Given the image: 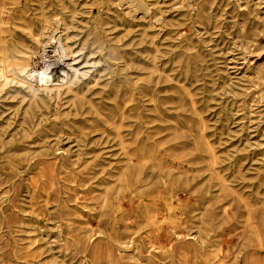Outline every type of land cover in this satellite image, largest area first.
Wrapping results in <instances>:
<instances>
[{
	"label": "rangeland",
	"instance_id": "rangeland-1",
	"mask_svg": "<svg viewBox=\"0 0 264 264\" xmlns=\"http://www.w3.org/2000/svg\"><path fill=\"white\" fill-rule=\"evenodd\" d=\"M1 7L34 53L1 106L0 264H181L180 243L196 264H264V0Z\"/></svg>",
	"mask_w": 264,
	"mask_h": 264
},
{
	"label": "bare ground",
	"instance_id": "bare-ground-1",
	"mask_svg": "<svg viewBox=\"0 0 264 264\" xmlns=\"http://www.w3.org/2000/svg\"><path fill=\"white\" fill-rule=\"evenodd\" d=\"M134 1V0H133ZM136 3V2H135ZM139 3V2H138ZM132 5V4H131ZM140 6V5H139ZM5 7V6H4ZM11 7V6H10ZM120 7V6H119ZM132 7V6H131ZM122 8V7H121ZM104 9V8H103ZM130 9V8H129ZM139 9L136 7V10ZM143 9V8H142ZM9 11V10H8ZM10 12V11H9ZM94 12V11H93ZM130 12V11H129ZM138 12V11H137ZM4 8L1 7L0 8V22H2L4 24L5 20L7 21V19H4L2 17H4ZM19 13V12H18ZM136 13V12H134ZM7 14V13H6ZM17 14V13H16ZM26 15V14H25ZM13 16V15H12ZM7 18V17H6ZM19 18V17H18ZM27 20V19H26ZM29 20V19H28ZM27 20V21H28ZM57 20V19H56ZM29 22V21H28ZM161 23V22H160ZM49 26V25H48ZM68 27V26H67ZM5 27H3L2 24H0V125H2L1 123H4L7 121V119L5 120V117L3 116V113L5 111H2V107L1 106H7L8 103L7 101L9 100V96H10V93H11V90L10 88H17L19 86H23L22 84V77H24V74L28 72L29 70V67H31V55L34 53V50H32V48L29 47V45H25L24 43L23 44H20V43H15V42H10L8 39L5 38V34L8 32V30H5L4 29ZM27 29V28H26ZM27 31V30H26ZM56 34V33H55ZM40 32H37L36 31H29L28 33V37L31 39V41L33 42V44H38L40 42ZM64 38V37H62ZM66 38V37H65ZM68 38V37H67ZM59 39V38H58ZM61 39V38H60ZM53 46V45H51ZM66 47V46H65ZM37 51V50H36ZM69 55V54H68ZM49 56V55H48ZM47 56V57H48ZM35 57V56H34ZM36 58V57H35ZM52 58V56H51ZM79 58V57H78ZM81 58V57H80ZM84 59V57H83ZM78 60V59H77ZM33 61V60H32ZM31 62V63H30ZM35 62V61H34ZM65 62V61H64ZM70 63V62H69ZM38 64V63H37ZM67 64V63H66ZM36 65V64H35ZM65 65V64H64ZM40 67V64L39 65H36L35 68H39ZM33 71V70H32ZM63 71V70H62ZM65 71V70H64ZM77 71V70H76ZM82 72V71H81ZM37 74V73H36ZM40 74V79L41 81H45L47 78V74L42 71ZM38 75V74H37ZM63 80V79H62ZM26 81V80H25ZM26 84V83H25ZM30 84V83H29ZM43 84V83H42ZM45 84V82H44ZM43 84V85H44ZM86 84V82H85ZM91 84V83H90ZM13 85H15L13 87ZM27 85V84H26ZM37 85V84H36ZM81 86V85H80ZM37 87V86H36ZM51 87V86H50ZM45 88V87H44ZM48 88V87H47ZM54 88V87H53ZM69 88V87H68ZM80 88V87H79ZM27 90V89H26ZM15 91V90H14ZM13 91V92H14ZM21 91V90H20ZM23 91V90H22ZM50 91V90H49ZM53 91V90H52ZM80 91V90H79ZM101 92L103 90H100ZM99 91V92H100ZM37 92V91H36ZM35 92V93H36ZM44 92V91H43ZM84 92V91H83ZM21 93V92H20ZM46 93V92H45ZM55 93V92H54ZM12 94V93H11ZM63 94V92H62ZM78 94V93H77ZM76 94V98H78V95ZM22 95V94H21ZM48 95V94H47ZM81 95V94H80ZM13 96V95H11ZM17 96V95H16ZM20 96V95H19ZM27 96V95H26ZM41 98V96H38ZM45 97V96H44ZM15 98V97H14ZM70 98V97H69ZM73 98V97H72ZM53 99V98H52ZM18 100V98H17ZM22 102H24L26 100V97L25 96H22V98L19 99ZM71 100V98H70ZM127 100V99H126ZM42 101V100H41ZM89 100H86L85 98H80L78 99V101L76 102V109L77 111H80V112H83L85 111V109H88L87 108V105L89 104L88 102ZM39 102V101H38ZM47 102V103H46ZM92 102V101H91ZM34 103V102H33ZM42 103V102H41ZM43 103H46V105H48V98L47 100H43ZM127 103V102H126ZM39 104V103H38ZM37 104V105H38ZM128 104V103H127ZM122 107V105H119ZM126 106V105H125ZM91 108L90 110L88 111H91L93 109H95L94 107H89ZM123 108V107H122ZM195 108V107H194ZM22 114L24 115L22 118H20V121H19V124L23 126V124H26L27 123V118L25 117L26 113L30 112L31 110L34 112L35 111V107L30 103H26L23 107H22ZM181 109V108H179ZM79 112V113H80ZM191 112V110H190ZM36 113V112H35ZM89 113V112H88ZM87 113V114H88ZM194 113V112H193ZM78 114V113H77ZM197 114V113H196ZM194 113V115H196ZM9 116V115H8ZM7 118V117H6ZM106 118V117H105ZM9 119L10 117H8V122L9 123ZM4 120V121H3ZM3 121V122H2ZM104 122V121H103ZM106 123V122H105ZM109 124H111V122L108 121ZM120 127V126H119ZM3 128H7L6 126H1V129H0V133H6ZM8 129V128H7ZM28 130V129H27ZM138 132V131H137ZM27 133V132H26ZM123 135V134H122ZM154 135V134H153ZM149 137V136H148ZM147 137V138H148ZM36 138V137H35ZM145 138V137H144ZM0 139L1 141H12L13 139L12 138H9V137H5L3 134L0 135ZM123 139V138H122ZM145 140V139H144ZM148 140V139H147ZM158 142V141H156ZM161 142V141H160ZM155 145V144H154ZM161 145V143H160ZM163 145V144H162ZM155 148V147H154ZM172 149H170V152H171ZM174 151V150H173ZM214 151V149H213ZM212 151V153H213ZM34 152L36 153H39L40 151L39 150H33L32 153L34 154ZM169 152V153H170ZM131 155V154H130ZM147 160V159H146ZM150 160V159H149ZM182 160V159H181ZM137 163V162H136ZM195 164V163H194ZM54 168V167H53ZM104 168V167H103ZM168 168V167H167ZM174 168V167H173ZM17 169V168H15ZM179 169V168H178ZM209 170V169H208ZM118 171V170H117ZM180 171V170H179ZM203 171V170H202ZM218 171V170H217ZM183 172V171H182ZM199 172V171H198ZM42 173V171H41ZM55 175V172L53 173ZM222 174V173H221ZM42 175V174H41ZM243 175V174H242ZM224 176V175H223ZM261 176V175H260ZM19 177V176H18ZM226 178V177H224ZM229 187V186H228ZM32 188L34 190V192H36L37 190H40L41 188L46 190V195H44L45 197L43 198L45 201L46 204H48L51 200V195L49 192V190L45 189L44 187H41V185L39 184L38 180H35L34 179V184L32 185ZM109 188V187H108ZM4 192V189H3V186H2V183L0 182V196L3 194ZM136 192V191H135ZM139 192V191H137ZM136 192V193H137ZM135 194V193H134ZM43 197V196H41ZM149 198V197H148ZM243 198V197H242ZM126 200V199H125ZM247 200V199H246ZM121 201V200H120ZM129 203V202H128ZM254 205V204H253ZM104 206V205H103ZM161 207V205H158ZM251 208V207H250ZM3 210V209H2ZM36 210V209H35ZM34 210V211H35ZM4 213V210L2 211ZM250 214V213H248ZM102 215H105V214H102ZM247 216V215H246ZM4 217L6 219V221H11L12 217H10V215L4 214ZM60 220H63L64 218H62L61 216H59ZM247 218V217H246ZM258 218V217H257ZM135 221V220H134ZM171 221V219H170ZM250 226V225H249ZM129 227V226H128ZM248 227V226H247ZM172 228V227H171ZM173 229V228H172ZM172 232V231H171ZM174 233V232H173ZM189 233V232H188ZM166 234V233H165ZM164 234V235H165ZM192 234V233H191ZM182 235V234H181ZM180 235V236H181ZM184 235V234H183ZM195 235V233H194ZM209 235V234H208ZM207 235V236H208ZM185 236V235H184ZM187 236V235H186ZM189 236V235H188ZM178 237V235H177ZM191 237V236H190ZM188 238V237H187ZM190 239V238H189ZM120 241V240H119ZM128 243V242H127ZM152 243V242H151ZM204 243V242H203ZM202 243V244H203ZM167 244V243H166ZM204 245V244H203ZM124 246V245H122ZM160 246V245H159ZM164 246V245H163ZM174 246V245H173ZM201 246V245H200ZM155 247V246H154ZM165 247V246H164ZM160 248V247H159ZM120 249V248H119ZM162 249V248H160ZM190 251V246H187L186 243H180L178 245H176V247H173L171 248V250H168L166 253H169L172 257V259H179L181 264H196V261L192 262V261H188L187 257H186V260L183 258V254L185 253V251ZM120 253V252H119ZM193 259H195V257H193Z\"/></svg>",
	"mask_w": 264,
	"mask_h": 264
}]
</instances>
